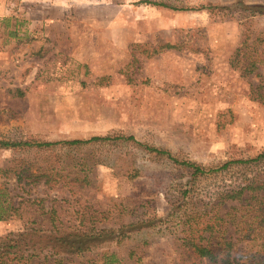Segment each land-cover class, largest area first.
<instances>
[{
    "label": "rangeland",
    "instance_id": "1",
    "mask_svg": "<svg viewBox=\"0 0 264 264\" xmlns=\"http://www.w3.org/2000/svg\"><path fill=\"white\" fill-rule=\"evenodd\" d=\"M92 136L111 139L0 147V204L20 205L0 220V247L10 233L82 220L120 232L166 219L183 196L208 202L264 180V159L238 161L264 150V0H0V140ZM129 136L215 170L191 184L189 169ZM172 225L0 264H213Z\"/></svg>",
    "mask_w": 264,
    "mask_h": 264
},
{
    "label": "trees",
    "instance_id": "2",
    "mask_svg": "<svg viewBox=\"0 0 264 264\" xmlns=\"http://www.w3.org/2000/svg\"><path fill=\"white\" fill-rule=\"evenodd\" d=\"M243 7L254 13H260L254 8ZM109 139L110 136L63 141L0 140V147L51 149L61 145L77 148ZM126 139L135 141L149 153L166 156L174 163L189 169L191 184H194L199 176L215 170L197 162L180 160L168 150L136 141L134 136ZM261 159H264V150L252 159L238 161L249 163ZM231 163L226 162L223 167L226 168ZM80 165L83 170L84 162ZM139 176L137 171L132 177ZM188 192L184 190L183 194H189ZM6 202L8 201L0 204V220L11 217L20 210V205L15 206L12 200L8 204ZM171 205V212L166 219L142 217L127 225L130 227L128 229L141 231L159 224L174 222L172 226L178 229L176 233L182 248L190 251L197 258H206L213 264H264V180L252 178L237 186L219 190L208 202H192L191 197L183 196ZM85 223L86 221L82 220L79 225L73 227V230L52 225L47 229L30 227L26 231L10 233L6 235L3 246L0 247V258L9 253H16L28 260L35 258L56 260L67 251L81 254L106 241L110 235L115 234L116 238H124L130 232L124 225L120 227V232H117L115 229L98 226L94 220ZM106 264L112 263L108 261Z\"/></svg>",
    "mask_w": 264,
    "mask_h": 264
}]
</instances>
